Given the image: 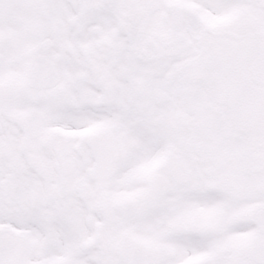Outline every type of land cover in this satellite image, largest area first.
<instances>
[{"label": "snow or ice", "instance_id": "obj_1", "mask_svg": "<svg viewBox=\"0 0 264 264\" xmlns=\"http://www.w3.org/2000/svg\"><path fill=\"white\" fill-rule=\"evenodd\" d=\"M0 264H264V0H0Z\"/></svg>", "mask_w": 264, "mask_h": 264}]
</instances>
